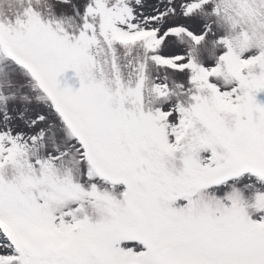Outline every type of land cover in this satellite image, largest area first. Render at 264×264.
<instances>
[{"label":"snow or ice","instance_id":"1","mask_svg":"<svg viewBox=\"0 0 264 264\" xmlns=\"http://www.w3.org/2000/svg\"><path fill=\"white\" fill-rule=\"evenodd\" d=\"M0 264H264V0H0Z\"/></svg>","mask_w":264,"mask_h":264}]
</instances>
